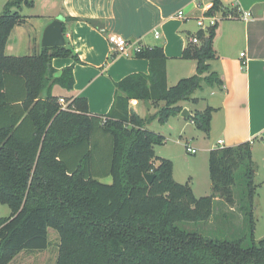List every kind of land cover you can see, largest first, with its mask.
Masks as SVG:
<instances>
[{"label": "trees", "instance_id": "obj_1", "mask_svg": "<svg viewBox=\"0 0 264 264\" xmlns=\"http://www.w3.org/2000/svg\"><path fill=\"white\" fill-rule=\"evenodd\" d=\"M214 3L230 13L220 0ZM24 5L34 1L8 0L0 14V203L11 208L0 216V264L23 250L46 249L50 228L60 238L57 264H264V238L255 239L260 184L251 142L210 151L212 194L197 197L190 181L174 178L173 161L156 154L166 136L148 127L180 114L182 101L196 103L204 84H223L211 71L218 24L200 29L198 43L188 41L182 58L196 60L197 71L172 86L164 48L142 46L134 56L149 60V72L116 82L110 110L95 114L87 98L69 97L63 109L53 92L55 85L75 86L80 59L68 41L34 55L6 53L11 32L27 20ZM58 57L74 59L59 75ZM133 99L156 112L142 117ZM214 110H195L189 120L209 134ZM106 177L112 182L101 180ZM216 201L238 204L251 244L247 236L214 238L190 227L209 221Z\"/></svg>", "mask_w": 264, "mask_h": 264}, {"label": "crops", "instance_id": "obj_2", "mask_svg": "<svg viewBox=\"0 0 264 264\" xmlns=\"http://www.w3.org/2000/svg\"><path fill=\"white\" fill-rule=\"evenodd\" d=\"M210 1L214 0H60L58 10L47 16L43 14L46 19H41L39 14L27 16L25 23L17 25L9 37L6 53L13 55L8 52L9 47L19 49L28 35L29 50L23 56L31 54V38L36 43L35 51H39L46 26L56 18L62 19L66 26V41L75 49L80 62L74 66V88L60 94L53 88V92L66 99L85 97L92 113L105 114L114 102L116 82L132 73H148L150 67L148 59L114 52L107 35L120 34L142 46H162L168 57L167 78L171 86L172 81L175 83L197 71V61L183 59L182 54L190 37L200 30L194 25L197 23L195 17L203 13L198 5ZM220 1L232 13L231 17L227 16L218 23L214 40L218 58L211 61V71L219 74L223 84H204L203 94H194L198 98L196 103H180L192 115L195 110H200L197 106L203 100L206 107H214L211 130L209 134L197 130L194 123L181 113L171 119L179 123L180 137L187 128L193 127L189 139H203L202 147L208 153L222 147L220 139L224 140L223 146L250 141L252 156L258 166L255 181L263 186L264 0ZM179 10H184L188 18H179ZM246 12L251 13L249 19L242 18ZM156 29L161 32L159 38L155 36ZM242 52H245L244 56ZM73 63L71 57L53 59L57 75ZM206 88L210 90L205 97ZM131 104L142 117L157 110L137 99L131 100Z\"/></svg>", "mask_w": 264, "mask_h": 264}, {"label": "rangeland", "instance_id": "obj_3", "mask_svg": "<svg viewBox=\"0 0 264 264\" xmlns=\"http://www.w3.org/2000/svg\"><path fill=\"white\" fill-rule=\"evenodd\" d=\"M8 0H0V14L4 11V6ZM36 5L28 6L24 5L21 9V13L25 16H36L42 15L41 19H46L43 14H52L55 10L59 9L60 0H33ZM39 18V16H38ZM25 25V24H24ZM23 25V26H24ZM194 25L200 29L197 23ZM29 27V26H28ZM29 35L27 40H24V44L20 46L17 45V48L9 47L8 52L10 54H18L23 56L28 48L30 43ZM28 42L27 44H25ZM32 46L31 54L34 55L35 45L34 39L31 38ZM39 48V45H38ZM193 75V74H192ZM192 75H186L183 77H189ZM177 82V81H176ZM172 81L171 86L176 84ZM55 93H67V89L55 85ZM208 88L205 90V97L209 93ZM203 92L201 90L196 91V95H201ZM207 103L206 101H201L197 106L200 110H204ZM169 118L166 123H161L158 120L152 121L153 123L149 124V128L160 132L166 136V142L161 145L155 146V152L160 157L170 158L173 161L175 169V179L180 183H185L190 181V184L193 188V191L197 197L208 196L212 194V180L210 175V163H209V154L206 152L202 143L205 141L203 139H189L191 138V129L187 128L182 137H180L179 123L176 120ZM171 119V120H170ZM196 128V127H195ZM194 128V129H195ZM197 129V128H196ZM195 129V130H196ZM198 130V129H197ZM196 130V131H197ZM200 131V130H199ZM190 141V142H189ZM198 149L197 153L192 154L187 150V144ZM105 182H112L111 177H106L101 179ZM258 182V181H257ZM259 183V182H258ZM256 207L254 210L255 213V239L258 241L264 238V185H260L258 188V193L256 195ZM216 201L213 215L209 221L193 223L189 222L192 229L198 230L204 236L214 237V238H238L242 236H247L245 244H251L250 233L248 230V225L244 226L243 216L239 210L238 204L233 207L227 206L226 204ZM226 213L228 216H224L223 213ZM11 213V208L7 204L0 203V216H9ZM232 225L235 231L226 230L224 226ZM246 225V223H245ZM241 226V227H240ZM240 227V228H237ZM59 243L60 238L58 232L50 228L49 229V246L44 250H23L15 255L9 264H57V258L59 253Z\"/></svg>", "mask_w": 264, "mask_h": 264}, {"label": "built area", "instance_id": "obj_4", "mask_svg": "<svg viewBox=\"0 0 264 264\" xmlns=\"http://www.w3.org/2000/svg\"><path fill=\"white\" fill-rule=\"evenodd\" d=\"M198 7L203 11V13L201 15H199L198 17H195V19L197 21L198 26L202 30H207L209 27L218 24L222 19L226 18L227 16L228 17L232 16V13L224 14V12L222 10L216 8L214 1H210V2L205 3L203 5L199 4ZM177 16L179 18H182V19L188 18L186 13L184 12V10H179L177 12ZM250 17H251L250 12H246L242 16L243 19H249ZM103 31H104V29H103ZM155 36L157 38L161 37V32L158 29L155 30ZM107 37H108V40L112 46V50L116 53L126 54V55H129V54L134 55L136 52H140L142 49V45L135 44L120 34L110 33L107 35ZM189 41L192 43H198L199 42L196 34L192 35L190 37ZM241 55L244 56L245 52H242ZM243 64H245L244 61H243ZM59 103L61 104L63 109H67L68 105L70 103V100L66 99L65 97H60ZM219 144L222 147H224L223 146L224 140L220 139ZM187 150H188V152H190L192 154H195L198 151V149L191 146L189 143L187 144Z\"/></svg>", "mask_w": 264, "mask_h": 264}, {"label": "water", "instance_id": "obj_5", "mask_svg": "<svg viewBox=\"0 0 264 264\" xmlns=\"http://www.w3.org/2000/svg\"><path fill=\"white\" fill-rule=\"evenodd\" d=\"M65 45H66V38H65L64 22L62 19L56 18L53 21H51L44 29L42 36V46L58 47ZM181 116L184 118H190L192 116V113L187 108H183L181 112ZM146 178L149 183H152L153 175L147 174Z\"/></svg>", "mask_w": 264, "mask_h": 264}]
</instances>
